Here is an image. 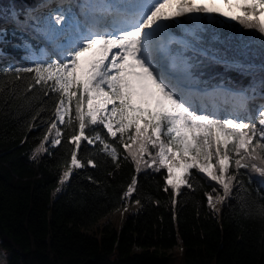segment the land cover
<instances>
[{
    "label": "snow or ice",
    "instance_id": "snow-or-ice-1",
    "mask_svg": "<svg viewBox=\"0 0 264 264\" xmlns=\"http://www.w3.org/2000/svg\"><path fill=\"white\" fill-rule=\"evenodd\" d=\"M20 111L25 134L40 130L31 159L62 164L57 192L102 154L134 165L124 211L150 169L173 210L182 187L207 180L214 217L237 200L264 219V0H12L0 6V117Z\"/></svg>",
    "mask_w": 264,
    "mask_h": 264
},
{
    "label": "trees",
    "instance_id": "trees-1",
    "mask_svg": "<svg viewBox=\"0 0 264 264\" xmlns=\"http://www.w3.org/2000/svg\"><path fill=\"white\" fill-rule=\"evenodd\" d=\"M11 2L0 0V6ZM26 118L24 111L7 123L0 117V248L8 254L7 264H176L168 253L174 247L180 248L178 264H264V219L237 200L214 217L203 197L207 180L195 192L182 187L173 210L163 174L150 169L139 174L138 191L128 203L136 208L118 228L104 223L86 232L122 208L120 197L134 165L122 160L116 168L96 154L101 167L77 170L57 192L62 164L46 153L38 162L31 159L40 130L25 134ZM94 152L88 146L79 154Z\"/></svg>",
    "mask_w": 264,
    "mask_h": 264
},
{
    "label": "rangeland",
    "instance_id": "rangeland-1",
    "mask_svg": "<svg viewBox=\"0 0 264 264\" xmlns=\"http://www.w3.org/2000/svg\"><path fill=\"white\" fill-rule=\"evenodd\" d=\"M86 55H91V54L89 53ZM135 208H136V206L132 205V206H128L127 211H124L123 208L115 210V211L107 214L106 216L102 217L100 220H98L96 225L88 227L87 229H85V231L88 233H93L94 231L96 232V231H98V228L104 223H108V224L113 225V226L118 228L121 225L123 219L127 216V214L129 212L133 211ZM168 253L173 255L174 262L176 264H178V257L177 256L180 255V248L174 247L173 249L168 251ZM7 257H8V254H6L0 248V264H7Z\"/></svg>",
    "mask_w": 264,
    "mask_h": 264
}]
</instances>
